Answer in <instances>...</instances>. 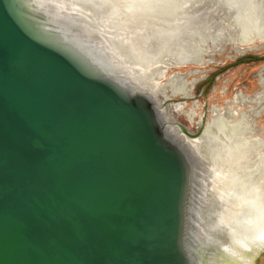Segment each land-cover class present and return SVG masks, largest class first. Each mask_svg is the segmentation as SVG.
<instances>
[{"label":"water","instance_id":"95a60500","mask_svg":"<svg viewBox=\"0 0 264 264\" xmlns=\"http://www.w3.org/2000/svg\"><path fill=\"white\" fill-rule=\"evenodd\" d=\"M63 4L0 0V264H204L187 138L206 119L173 134L177 100L159 106Z\"/></svg>","mask_w":264,"mask_h":264},{"label":"bare ground","instance_id":"6f19581e","mask_svg":"<svg viewBox=\"0 0 264 264\" xmlns=\"http://www.w3.org/2000/svg\"><path fill=\"white\" fill-rule=\"evenodd\" d=\"M263 1L63 0V5L90 20L110 61L159 106L176 99L170 109L195 125L190 130L195 133L203 116L196 121L200 105L188 107L187 101L201 80L196 76L204 73L199 67L217 63L230 43L231 53L241 55L246 46L264 42ZM191 65L187 73L167 76ZM256 77L262 88L256 98L236 93L224 107L213 106L201 137H186L202 167L199 239L206 252L210 247L204 264H256L264 256V132L257 126L264 112V76ZM169 105L160 107L161 116L178 136Z\"/></svg>","mask_w":264,"mask_h":264},{"label":"rangeland","instance_id":"374dc122","mask_svg":"<svg viewBox=\"0 0 264 264\" xmlns=\"http://www.w3.org/2000/svg\"><path fill=\"white\" fill-rule=\"evenodd\" d=\"M260 6L264 8V1ZM230 45L228 44L226 46L225 51L220 55L221 57L218 56L217 63L206 67H199V69L204 70V73L196 76L201 80L194 89V99L187 101L188 107H192L195 102H198L200 105L196 110V121L202 116L208 119L213 106L224 107L226 102L233 99L235 94L240 91L243 92L247 99L250 97L256 98L258 95L257 93L260 94L262 92L260 79L256 77V74L261 72L264 76V60H256L253 57L264 58V42L257 41L246 46L245 49H250L246 51L245 54L241 55L232 54L231 48L234 44L230 43ZM256 46L260 48L256 49ZM231 55L234 57H231ZM190 68L194 67L191 65L183 68H173L169 71L167 76H171L179 70L187 73ZM170 106L171 105H169V114L172 119L182 123L191 131L195 129V125H191L183 117L174 113L173 110L170 109ZM252 107L257 108L258 105L253 104ZM235 108L241 109L242 111L247 110L246 108H238L236 106ZM203 119L204 118H202V120ZM257 126L264 132V112L258 117ZM198 130L199 128H196L195 131ZM256 264H264V256L260 258Z\"/></svg>","mask_w":264,"mask_h":264},{"label":"clouds","instance_id":"9594fccd","mask_svg":"<svg viewBox=\"0 0 264 264\" xmlns=\"http://www.w3.org/2000/svg\"><path fill=\"white\" fill-rule=\"evenodd\" d=\"M261 239H264V235L261 236Z\"/></svg>","mask_w":264,"mask_h":264},{"label":"flooded vegetation","instance_id":"af4514ba","mask_svg":"<svg viewBox=\"0 0 264 264\" xmlns=\"http://www.w3.org/2000/svg\"><path fill=\"white\" fill-rule=\"evenodd\" d=\"M204 119L206 118L205 116L203 117ZM197 132V131H196Z\"/></svg>","mask_w":264,"mask_h":264}]
</instances>
